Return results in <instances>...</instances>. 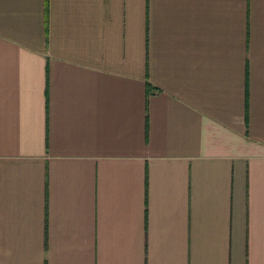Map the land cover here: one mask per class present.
<instances>
[{"label":"crops","instance_id":"1","mask_svg":"<svg viewBox=\"0 0 264 264\" xmlns=\"http://www.w3.org/2000/svg\"><path fill=\"white\" fill-rule=\"evenodd\" d=\"M0 264H264V0H0Z\"/></svg>","mask_w":264,"mask_h":264},{"label":"trees","instance_id":"2","mask_svg":"<svg viewBox=\"0 0 264 264\" xmlns=\"http://www.w3.org/2000/svg\"><path fill=\"white\" fill-rule=\"evenodd\" d=\"M150 91H151V90H150V87L147 86V92H150Z\"/></svg>","mask_w":264,"mask_h":264}]
</instances>
